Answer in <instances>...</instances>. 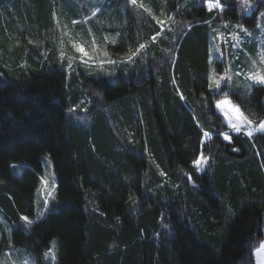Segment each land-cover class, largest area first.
Instances as JSON below:
<instances>
[{
    "label": "trees",
    "instance_id": "trees-1",
    "mask_svg": "<svg viewBox=\"0 0 264 264\" xmlns=\"http://www.w3.org/2000/svg\"><path fill=\"white\" fill-rule=\"evenodd\" d=\"M220 3L209 12L203 0H137L126 7L129 34L108 47L121 63L103 58L90 75L38 52L13 74L0 55V210L36 264H52L54 237V264H253L264 240V132L232 133L215 102L229 97L264 121V84L211 90L207 73L226 64L211 58L217 32L253 28L264 0H249L250 13L241 0ZM44 153L55 208L27 228L19 217L32 215ZM201 153L209 159L197 171Z\"/></svg>",
    "mask_w": 264,
    "mask_h": 264
},
{
    "label": "rangeland",
    "instance_id": "rangeland-1",
    "mask_svg": "<svg viewBox=\"0 0 264 264\" xmlns=\"http://www.w3.org/2000/svg\"><path fill=\"white\" fill-rule=\"evenodd\" d=\"M130 5H133L130 0H0V55L2 57L7 55L8 60H5V65L13 74L21 68L26 69L27 66L29 67L30 58H35L38 53H42L43 59L46 61L52 55L55 59L57 57V62L64 61L67 65V57L74 56L73 68L87 75L92 74V71L97 69L94 68L95 66L103 68L101 66L103 58L106 61L109 59L114 61L115 63H110V67L114 68L115 64L121 63V60L116 57L117 49H109L108 47L109 45L116 46L119 43L117 40L120 34L121 36L129 34L126 27L132 25L134 21L131 20V15L127 16L125 12L127 11L126 7ZM103 8L107 14L99 15L100 9ZM260 13H264V7L259 11L253 28H248V25L244 23H237L234 24L235 27L217 32L216 41L220 52L215 50L211 58L217 59V56L223 54L226 64H224L223 71L216 70L212 64L207 74L209 77L214 69L219 76L227 70V75L231 77L228 80L229 90L232 92L249 93L254 85H262L248 79L251 73L264 71V63L261 62V52L264 51V19L260 17ZM73 21L79 23L74 24ZM258 24L261 26L257 27ZM237 25L247 29V32L242 31ZM223 36H225V39L223 48H221L220 41ZM93 39H95L99 49L96 53H92ZM72 40L83 43L90 54L94 55V60L89 61L88 64H80L78 62L79 54L71 48L70 41ZM61 51L65 52L63 60L60 58ZM104 51L109 52L107 57L103 55ZM19 53H23L22 58ZM103 70L106 69H98V71ZM214 88L215 85L213 84L211 90ZM225 99L230 100L231 104L224 106L223 110L217 108V102ZM233 106L238 105L226 96L215 102L216 112L222 116L224 123L232 133H237L228 122L230 118L234 119L237 115L232 111ZM240 112H242L241 109ZM244 116L246 115L244 114ZM262 121L252 123V127H257ZM248 130L247 125L241 129L244 134ZM228 135L232 138V135ZM207 158L209 159V157ZM41 163L42 172L34 191L32 215H20V220L21 216H28L33 221L40 220L49 210L55 208L56 179L51 160L46 153L41 155ZM11 165L16 166L15 169L10 168L14 174H17L26 163L18 161L11 162ZM42 178L48 181V190L52 192L51 197L48 198L47 210H45L43 204L44 186L41 183ZM21 221L25 223L23 220ZM10 225L9 220L0 210V240L5 239L7 241L3 246L0 243V264H25L26 261L36 264L35 258L29 249L11 242L12 227ZM12 225H14L13 222ZM25 225L29 228L32 224L25 223ZM53 241H55L54 255L56 257V237L50 239L45 252L49 250ZM261 244H264V240L253 252V264H264V254L261 257L255 255ZM45 261L54 264L56 259L55 261L45 259Z\"/></svg>",
    "mask_w": 264,
    "mask_h": 264
},
{
    "label": "snow or ice",
    "instance_id": "snow-or-ice-1",
    "mask_svg": "<svg viewBox=\"0 0 264 264\" xmlns=\"http://www.w3.org/2000/svg\"><path fill=\"white\" fill-rule=\"evenodd\" d=\"M204 4L206 5V8L209 12H212L213 10H220L223 11V5L220 3V0H203ZM130 3L133 5L137 4V0H130ZM241 6L242 8H244L245 11L249 10L252 8V5L249 3V0H241ZM140 7H143V5L141 4ZM145 11H149L150 9H145ZM260 17L262 19H264V13H260ZM153 19H155V17H153ZM73 23H79L78 21H73ZM158 24L163 25L164 22L157 20ZM261 25H257V27H260ZM238 28H241L242 31L247 32V29L242 28L241 25H237ZM170 30V29H169ZM161 31H163V27L161 28ZM160 33H157V35H159ZM153 40H155V37L152 38ZM31 43V41H30ZM71 43V48L74 50L75 53L79 54V63L80 64H88L89 61H93L94 60V55L90 54V52L86 49V46L83 43H79L75 40L70 41ZM113 43H115V41H113ZM146 45L141 44L139 46V48L136 50V52H132L131 55L129 56V62L132 60V58L134 56L137 55V53L139 52L140 49L145 48ZM215 50L217 52H220L219 46H214ZM99 49L95 43V39H93L92 42V53H96L98 52ZM103 55L105 57L108 56V53L106 51L103 52ZM60 58L61 60H63L65 58V52L61 51L60 52ZM68 68L71 69L73 67L72 61L75 59L74 56H68ZM217 60L220 61L221 63L223 62V54H220L219 56H217ZM108 63H115L112 60H108ZM261 62L264 63V51L261 52ZM101 63H104V61H101ZM231 79L230 76L227 75V70H225L224 74L221 75H217L215 70L213 69L211 74L208 77L209 80V89H212L213 84L215 85L216 90H220L221 89V83L222 81H226ZM249 80L253 81L254 83H259V84H264V71H258L255 73H251L248 77ZM183 98V97H181ZM231 101L230 100H222L217 102L216 107L219 109H224V106L226 105H230ZM232 111H234L237 115L235 116L234 119L230 118L229 119V125L232 127V129L239 133L242 129V127H244L245 125L248 126V131L246 132V135L251 137L253 135L254 132H264V121L260 122L259 125L255 128L252 127V121L250 119H248V117L244 116V114L242 112H240V109L238 106H233L232 107ZM208 134L205 133V136H207ZM223 137L225 140H228L229 142H231V137L227 134V133H222ZM234 151H238V149H233ZM193 167L197 170V171H202L203 170V166L205 164H207V157H205L202 153L197 156L196 159H194L192 161ZM10 167H12L13 169L16 168L15 165H11ZM161 175H164L163 173H161ZM191 177H189L190 179ZM41 183L44 186V190H43V204L45 207V210H47V205H48V198L51 197L52 192L50 190H48V181L45 179H41ZM42 215V214H41ZM21 220H23L26 224L31 225L36 221H33L32 219H30L28 216H21ZM54 249H55V241L52 242L50 248L48 251H46L44 253V258L45 259H50L51 261H55L56 257L54 255ZM262 254H264V244H261L260 248L255 252V255L257 257H261ZM25 264H33V262L30 261H26Z\"/></svg>",
    "mask_w": 264,
    "mask_h": 264
}]
</instances>
